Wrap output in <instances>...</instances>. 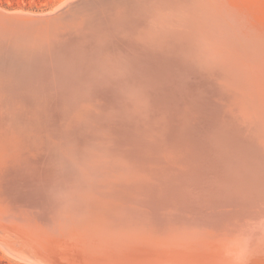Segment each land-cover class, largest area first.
<instances>
[{
	"label": "bare ground",
	"instance_id": "bare-ground-1",
	"mask_svg": "<svg viewBox=\"0 0 264 264\" xmlns=\"http://www.w3.org/2000/svg\"><path fill=\"white\" fill-rule=\"evenodd\" d=\"M0 202L56 260L37 231L101 264H264V0L0 9Z\"/></svg>",
	"mask_w": 264,
	"mask_h": 264
},
{
	"label": "rangeland",
	"instance_id": "rangeland-1",
	"mask_svg": "<svg viewBox=\"0 0 264 264\" xmlns=\"http://www.w3.org/2000/svg\"><path fill=\"white\" fill-rule=\"evenodd\" d=\"M61 1L62 0H0V9L29 13L45 12L53 9ZM4 204L5 203L0 202V210H2L0 211V240L10 243L26 254H31L33 262L30 261L29 263L27 261H21V259L18 258L16 259L13 254L0 244V264H44V262H47L46 264H101L94 261L93 257H83L86 255L85 248L81 249V246L79 245V247L75 244L71 237H63L57 233H50V231H37V233L43 237L49 236V239L52 238L50 240L53 241L52 243L55 242V244L58 245V248H63L64 257L58 255L57 258L59 259H54L52 254H48V252L33 245L30 241H27L24 237L8 227L12 226L18 230H23L24 228V226L18 223V220L11 217L10 221H8L5 218L9 217V212L6 209L4 210L1 208ZM13 220L15 221V225L12 224ZM88 253L91 254V252Z\"/></svg>",
	"mask_w": 264,
	"mask_h": 264
}]
</instances>
